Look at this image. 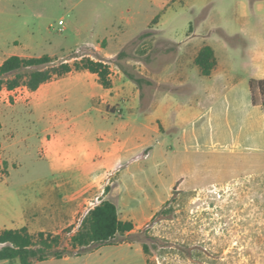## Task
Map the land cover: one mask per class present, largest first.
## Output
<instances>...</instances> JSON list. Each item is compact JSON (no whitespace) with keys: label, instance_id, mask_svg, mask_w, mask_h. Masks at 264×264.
I'll return each instance as SVG.
<instances>
[{"label":"crops","instance_id":"1","mask_svg":"<svg viewBox=\"0 0 264 264\" xmlns=\"http://www.w3.org/2000/svg\"><path fill=\"white\" fill-rule=\"evenodd\" d=\"M241 17L248 20L247 31L225 30L217 41L204 34L199 42L194 30L181 41L164 37V53H153L149 63L135 60L136 70L128 67L131 58L120 59L132 38L125 32L106 47L96 45V53L87 49L91 40L44 53L55 57L83 46L69 61L108 62L110 87L87 69L53 77L22 98L4 87L0 231L27 227L33 234H62L99 196L117 205L122 221L134 224L125 232L131 233L155 218L174 189L201 187L206 173L219 174L221 154L264 150V109L254 103L250 86L252 78H264V37L258 33L264 28V0H244ZM205 45L217 59L210 75L195 62ZM146 152L148 157L138 158ZM15 186L27 194L14 197ZM107 247L116 253L135 249L139 262L148 264L142 249L114 242L32 264H118L117 256L113 263L92 260Z\"/></svg>","mask_w":264,"mask_h":264},{"label":"rangeland","instance_id":"2","mask_svg":"<svg viewBox=\"0 0 264 264\" xmlns=\"http://www.w3.org/2000/svg\"><path fill=\"white\" fill-rule=\"evenodd\" d=\"M243 2L0 0V63L16 52L39 56L86 40L93 43L87 49L96 53V45L106 47L125 32L124 36L132 38L120 59L131 58L128 67L136 70L140 64L135 60L149 63L153 53H164L168 46L164 37L181 41L194 30L198 32L194 38L201 42L204 34L217 41L225 30L245 33L248 20L241 17ZM258 33L264 37V28ZM149 39H156L157 44L153 46ZM84 49L80 46L55 57L58 62L71 60ZM245 71L243 68L239 74ZM244 151L237 156L221 154L219 174L206 173L204 186L174 189L154 219L136 231L119 234L113 242L142 249L148 264H264V150L253 147ZM4 174L1 169L0 178ZM24 194L27 192L13 187L14 197ZM77 229L78 219L62 229V247L69 245ZM115 256L118 264H141L135 249L127 247L117 253L107 247L92 260L113 263Z\"/></svg>","mask_w":264,"mask_h":264},{"label":"trees","instance_id":"3","mask_svg":"<svg viewBox=\"0 0 264 264\" xmlns=\"http://www.w3.org/2000/svg\"><path fill=\"white\" fill-rule=\"evenodd\" d=\"M76 56L72 55L70 58ZM195 62L204 75H210L217 64L214 49L210 45H205L198 53ZM73 69L90 70L98 74L100 82L105 87L112 85L110 64L101 59L83 57L71 63L67 59L58 62L56 57L48 54L31 57L13 54L0 63V91L4 87L13 89L22 84L36 90L43 82L62 76ZM135 79L137 82L142 81L141 78ZM250 86L254 103L264 107V99H261L264 98V78H252ZM133 228L132 222L120 219L118 207L113 201L102 199L84 217L82 224L71 235L68 246L62 247V234L44 231L33 234L27 227L6 228L0 231V262L8 260L19 261L20 264H32L36 260L43 261L51 257L62 258L66 255L79 254V247L112 244L119 234H124Z\"/></svg>","mask_w":264,"mask_h":264},{"label":"built area","instance_id":"4","mask_svg":"<svg viewBox=\"0 0 264 264\" xmlns=\"http://www.w3.org/2000/svg\"><path fill=\"white\" fill-rule=\"evenodd\" d=\"M60 23H63V20L60 21ZM29 89V87L27 85H19L18 87H16L14 89V93L13 95L15 97L18 98H22L25 96L26 91ZM150 155L149 152L144 153L142 156H139L138 158H142V157H148ZM101 202V199L99 196L95 197L87 206V208L85 209V211L83 212V214L79 217L78 219V227L82 224V221L84 219V217L87 215V213L94 208L96 205H98Z\"/></svg>","mask_w":264,"mask_h":264}]
</instances>
